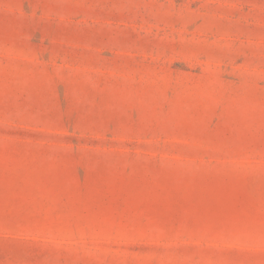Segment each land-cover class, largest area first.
Masks as SVG:
<instances>
[{
  "label": "rangeland",
  "instance_id": "rangeland-1",
  "mask_svg": "<svg viewBox=\"0 0 264 264\" xmlns=\"http://www.w3.org/2000/svg\"><path fill=\"white\" fill-rule=\"evenodd\" d=\"M0 264H264V0H0Z\"/></svg>",
  "mask_w": 264,
  "mask_h": 264
}]
</instances>
